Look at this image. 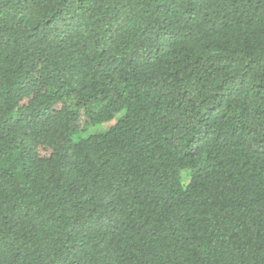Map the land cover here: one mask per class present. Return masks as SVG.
<instances>
[{
    "label": "trees",
    "instance_id": "obj_1",
    "mask_svg": "<svg viewBox=\"0 0 264 264\" xmlns=\"http://www.w3.org/2000/svg\"><path fill=\"white\" fill-rule=\"evenodd\" d=\"M0 264H264V0H0Z\"/></svg>",
    "mask_w": 264,
    "mask_h": 264
},
{
    "label": "rangeland",
    "instance_id": "obj_2",
    "mask_svg": "<svg viewBox=\"0 0 264 264\" xmlns=\"http://www.w3.org/2000/svg\"><path fill=\"white\" fill-rule=\"evenodd\" d=\"M106 127V124L103 125L102 127H100L101 130H104V128Z\"/></svg>",
    "mask_w": 264,
    "mask_h": 264
}]
</instances>
